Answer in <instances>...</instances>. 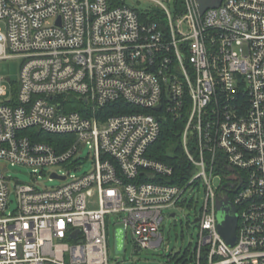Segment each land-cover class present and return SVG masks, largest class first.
I'll return each mask as SVG.
<instances>
[{"label": "built area", "instance_id": "2783aa9c", "mask_svg": "<svg viewBox=\"0 0 264 264\" xmlns=\"http://www.w3.org/2000/svg\"><path fill=\"white\" fill-rule=\"evenodd\" d=\"M144 1L158 19L126 0H0V60L21 61L17 84L0 76L12 84L9 97L0 86V264H110L115 215L117 248L128 233L136 249L162 247L165 211L199 185L195 264H264V0H223L204 14L197 0ZM168 118L185 121L195 168L185 186L149 155ZM27 129L75 139L59 151ZM84 148L95 167L78 176ZM9 165L64 183L14 182ZM230 170L235 246L216 217Z\"/></svg>", "mask_w": 264, "mask_h": 264}, {"label": "rangeland", "instance_id": "374dc122", "mask_svg": "<svg viewBox=\"0 0 264 264\" xmlns=\"http://www.w3.org/2000/svg\"><path fill=\"white\" fill-rule=\"evenodd\" d=\"M126 3L129 7L144 12L154 10L156 6L154 2L144 0H126ZM20 65L21 61L17 58L0 60V76L11 78V82L17 84L21 70ZM3 85L8 87V97L11 96L12 84H0V86ZM82 152L84 163L81 165V169L72 172L78 176L91 172L95 167L90 151L84 148ZM7 169V175L11 176L14 182L26 184L37 182L40 189L57 188L64 183L58 179H52L48 173L36 176L30 166L15 165L12 167L9 165ZM193 189V192L189 191L185 194L182 201L186 199V202L183 205L165 211L166 218L161 228L164 240L162 247L159 248L136 249L132 235L128 233L129 239L125 241L123 252L118 251L116 232L124 228V224L121 217L111 216L110 220L113 223L109 224L108 228L110 264H126L123 261L125 255L129 264H184L178 261L182 257H184L185 264H195L191 259L198 242L199 226L194 224V221L204 204L205 189L202 185L195 186ZM89 204L92 208H96V197L89 198ZM16 207L17 199L13 197L10 211H14ZM172 213H175L174 217H171ZM122 243L121 237H119V244Z\"/></svg>", "mask_w": 264, "mask_h": 264}, {"label": "trees", "instance_id": "16d2710c", "mask_svg": "<svg viewBox=\"0 0 264 264\" xmlns=\"http://www.w3.org/2000/svg\"><path fill=\"white\" fill-rule=\"evenodd\" d=\"M113 6H120L124 4L125 0H111ZM182 5L181 0L175 2L177 7ZM182 7V6H181ZM138 10V9H137ZM155 11V12H154ZM140 15L143 18H147L149 15L152 19L156 20L160 17V10L154 9L149 13L144 11H139ZM80 105V104H79ZM80 106H75L74 109H79ZM112 113H115L114 111ZM185 127V121H176L172 118H168L162 123V130L159 139L155 142L150 148V157L157 159L161 162H165L169 165H172L174 168L173 177L168 181L179 186H185L186 183L194 176L195 168L192 163L188 160L185 149L182 145V136L183 129ZM38 133L43 135V139H46L50 144H52L57 150L64 151L69 147V144L73 139V135H62V134H46L43 131L36 129H27L24 131V134ZM159 178H156L158 180ZM193 260V257L192 259ZM185 264L184 257L178 260Z\"/></svg>", "mask_w": 264, "mask_h": 264}, {"label": "water", "instance_id": "95a60500", "mask_svg": "<svg viewBox=\"0 0 264 264\" xmlns=\"http://www.w3.org/2000/svg\"><path fill=\"white\" fill-rule=\"evenodd\" d=\"M223 0H197L198 5H200V11L202 14H204L208 9L213 8H219L221 6ZM226 185L223 186V190H225ZM217 214L216 217H218V231L220 232L221 236L227 243V245L235 246L237 245L238 241V222H239V216L237 212V208L232 202L229 195H220V197L217 199ZM174 217L175 214H172ZM198 220L194 221V224H197ZM77 232L74 233L73 237H76ZM118 251L123 252V249L117 248ZM123 261L126 264L127 259L126 255L123 258Z\"/></svg>", "mask_w": 264, "mask_h": 264}, {"label": "flooded vegetation", "instance_id": "af4514ba", "mask_svg": "<svg viewBox=\"0 0 264 264\" xmlns=\"http://www.w3.org/2000/svg\"><path fill=\"white\" fill-rule=\"evenodd\" d=\"M228 174H229V177H231V180L230 181H227V183H226V189H225V191H224V194H226V195H229V197L231 198V200H232V198L234 197V193H235V189L234 188H232V187H234V185H235V176L237 175V173H236V171L235 170H230L229 172H228Z\"/></svg>", "mask_w": 264, "mask_h": 264}]
</instances>
